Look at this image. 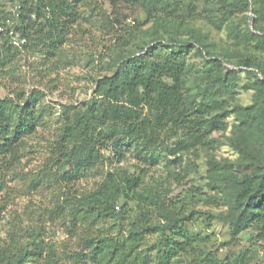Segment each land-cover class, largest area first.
Returning a JSON list of instances; mask_svg holds the SVG:
<instances>
[{
  "label": "rangeland",
  "instance_id": "rangeland-1",
  "mask_svg": "<svg viewBox=\"0 0 264 264\" xmlns=\"http://www.w3.org/2000/svg\"><path fill=\"white\" fill-rule=\"evenodd\" d=\"M26 1L35 0H0V21ZM81 11L55 67L24 51L14 74L0 71V98L9 87H38L45 91L40 101L46 109L44 124L26 139L19 159L11 163L0 156V250L15 238L26 244L41 236L54 247L57 264H70L81 240L71 234L66 216L50 219L54 202L67 193L93 191L109 174L118 181L130 173L142 176L158 205L120 197L118 204L128 207L125 219L115 221L136 222L155 261L168 252L165 238L171 237L179 242L172 258L178 264H235L249 248L255 252L249 264H264V210L260 219L241 222L250 206L234 199L247 175L264 172V0H155L148 7H124L120 23L111 27L97 25L89 8ZM169 53L185 64L192 113L168 143L184 140L186 148L177 155L159 148L149 155L148 149L121 143L119 151L113 140L101 142L104 158L95 167L67 187L58 183L52 163L65 108L85 109L123 68L149 74L150 64ZM251 56L254 63L245 65ZM196 117L207 121L204 127ZM100 128L115 130L113 124ZM168 198L178 200L175 235L151 227L161 222L159 205ZM105 221L108 227L114 219ZM24 264L49 263L40 257Z\"/></svg>",
  "mask_w": 264,
  "mask_h": 264
},
{
  "label": "trees",
  "instance_id": "trees-1",
  "mask_svg": "<svg viewBox=\"0 0 264 264\" xmlns=\"http://www.w3.org/2000/svg\"><path fill=\"white\" fill-rule=\"evenodd\" d=\"M111 12L103 8L102 0H35L23 2L12 16L4 17L0 26V71L10 73L16 70L23 52H32L43 57V65L55 67L64 53L74 25L83 17L81 8L90 9V16L96 17L97 25L111 27L120 23L124 7L139 5L148 7L155 0H106ZM13 32V34H11ZM15 36L19 45L11 42ZM207 56V52L203 51ZM209 55V54H208ZM218 62L216 58H213ZM255 57L244 59L251 66ZM5 69V70H4ZM11 69V70H9ZM8 71V72H7ZM185 64L177 54L169 53L153 61L149 74L136 71L133 75L124 68L115 74L102 97L88 105H68L65 108L57 137V155L54 154L53 175L57 182L70 185L104 158L98 145L114 141L115 150L121 151V143L133 145L140 151L161 149L177 155L186 148L184 140L169 144L177 135L181 123L191 115L190 99L186 96L184 82ZM12 75V73H11ZM8 88V87H7ZM45 91L38 87L11 89L9 95L0 98V156L4 161L15 162L27 144L26 139L45 122V104L40 101ZM203 106V102L199 104ZM144 109L154 112L153 117L145 115ZM197 126L204 127L207 121L194 118ZM113 124L115 130L106 131L100 127ZM118 126L122 128L118 132ZM123 126V127H122ZM100 128V129H99ZM55 153V152H54ZM120 153V152H119ZM71 164V167L69 165ZM219 164L216 162L215 165ZM52 173V170H49ZM40 176V174H38ZM156 204L152 190L145 187L142 176L126 173L118 181L109 174L105 182L93 191L67 193L54 202L50 219L66 216L70 232L81 240L79 248L72 253L70 264H178L172 260L179 250V242L166 237L168 252L162 257L153 256L144 248L145 232L136 222L125 226L115 220L125 219L127 202L118 204V199ZM234 199L245 202L250 208L244 210L240 221L260 219L264 207V172L247 175L241 182ZM176 198L161 200V222L152 225L154 231L175 235L179 221ZM253 207H260L259 210ZM114 222L106 226V219ZM148 227V225H145ZM147 229V228H146ZM174 253V254H173ZM250 248L247 255L235 264H249L255 257ZM43 257L49 264H57L56 251L52 244L44 243L41 236L22 244L15 240L0 250L1 264H24Z\"/></svg>",
  "mask_w": 264,
  "mask_h": 264
},
{
  "label": "built area",
  "instance_id": "built-area-1",
  "mask_svg": "<svg viewBox=\"0 0 264 264\" xmlns=\"http://www.w3.org/2000/svg\"><path fill=\"white\" fill-rule=\"evenodd\" d=\"M4 31V28L2 26H0V32ZM11 34H13V32H11ZM24 41V40H22ZM22 41H19V39H17L15 36L12 37L11 42H13L14 44L19 45Z\"/></svg>",
  "mask_w": 264,
  "mask_h": 264
}]
</instances>
